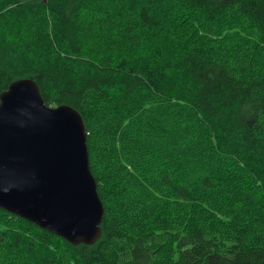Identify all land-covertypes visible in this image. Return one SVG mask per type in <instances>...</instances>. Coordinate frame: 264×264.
Here are the masks:
<instances>
[{
  "label": "trees",
  "instance_id": "obj_1",
  "mask_svg": "<svg viewBox=\"0 0 264 264\" xmlns=\"http://www.w3.org/2000/svg\"><path fill=\"white\" fill-rule=\"evenodd\" d=\"M82 117L101 236L0 207V264H264V0H0V94Z\"/></svg>",
  "mask_w": 264,
  "mask_h": 264
},
{
  "label": "water",
  "instance_id": "obj_2",
  "mask_svg": "<svg viewBox=\"0 0 264 264\" xmlns=\"http://www.w3.org/2000/svg\"><path fill=\"white\" fill-rule=\"evenodd\" d=\"M0 207L72 245L101 236L84 121L68 106H46L31 79L0 94Z\"/></svg>",
  "mask_w": 264,
  "mask_h": 264
},
{
  "label": "bare ground",
  "instance_id": "obj_3",
  "mask_svg": "<svg viewBox=\"0 0 264 264\" xmlns=\"http://www.w3.org/2000/svg\"><path fill=\"white\" fill-rule=\"evenodd\" d=\"M87 153H88V151H87Z\"/></svg>",
  "mask_w": 264,
  "mask_h": 264
}]
</instances>
